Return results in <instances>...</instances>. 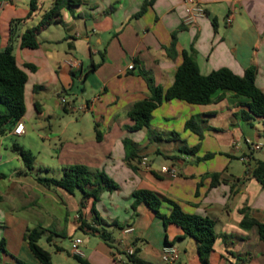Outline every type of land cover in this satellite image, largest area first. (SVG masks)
<instances>
[{
  "label": "crops",
  "instance_id": "obj_1",
  "mask_svg": "<svg viewBox=\"0 0 264 264\" xmlns=\"http://www.w3.org/2000/svg\"><path fill=\"white\" fill-rule=\"evenodd\" d=\"M149 1L82 0L73 11H62V24L52 23L40 32L39 49H21L19 38L15 42L18 64L37 67L36 71L25 69L27 109L32 107L38 118L53 120L87 106L82 113L93 115L102 134V140H96L91 148L63 142L61 154L69 151L72 157L68 160L85 162L91 170L103 171L115 182H122L94 202L92 198H77L76 191L69 194L45 187L36 179L30 181L24 170L16 169L21 179L11 189L12 210L32 211L19 227L17 255L24 254L26 264H41L24 239L28 228L43 229L40 242L45 239L48 248L41 246L51 254L53 264H80L71 249L75 238L82 239L83 258L90 264H130L126 256L129 248L143 261L165 264L162 250L167 244L178 250L177 264H202L193 237H183L182 229L174 224L165 225L145 203L133 209L137 190L151 191L162 215L170 214L174 202L186 213L214 220L216 243L209 264H264V241L258 227H241L245 217L242 209L264 224V184L252 174L257 163L264 162V117L247 118L249 100L219 91L215 97L223 94L221 101L203 106L177 99L164 101L151 121V129L160 139H150L147 129H129L133 105L151 96L139 70L150 72L156 85L167 90L185 51L194 53L203 75L229 68L242 76L248 68L256 67V83L264 91V0H197L205 16L192 26L183 24L187 0ZM0 2L5 3L0 11L2 51L9 43L11 22L27 17L30 0ZM52 2L44 0L43 9L34 18L16 25L15 35L36 26ZM168 49H173L172 55ZM71 60L80 66L72 68L67 63ZM131 65L135 67L130 69ZM93 66L95 70L86 76ZM60 86L68 97L58 90ZM63 97L68 104L61 103ZM194 116L204 122L201 141L185 126ZM25 119L26 114L24 123ZM172 134L178 137L171 138ZM126 139L133 142L138 159L126 160ZM250 142L263 148L254 150ZM198 144L195 153L182 151ZM213 174H220L214 187ZM2 178H6L3 173ZM19 197H23L22 205L15 203ZM94 209L108 225L96 221ZM54 218L57 228H52ZM128 227L134 231L125 232ZM66 239L68 245L61 241ZM7 252L1 255L0 264L23 262L12 251Z\"/></svg>",
  "mask_w": 264,
  "mask_h": 264
},
{
  "label": "trees",
  "instance_id": "obj_2",
  "mask_svg": "<svg viewBox=\"0 0 264 264\" xmlns=\"http://www.w3.org/2000/svg\"><path fill=\"white\" fill-rule=\"evenodd\" d=\"M154 0H150L151 4ZM82 4V0H53L51 6L44 10L39 23L28 28L20 36L15 35L14 28L16 25L25 23L32 19L44 7V0H30V12L24 19H16L11 22L10 39L7 47L0 51V138L9 135L19 121L26 114V84L28 82V73L25 69L36 71L37 67L33 64L26 63L23 68L18 64L14 54L15 42L19 38V46L21 49L36 50L40 47L38 35L40 32L52 23L62 24V11L64 9L73 11V8ZM143 8L142 12L145 11ZM173 49H168V53L172 55ZM135 66H133L134 68ZM96 66L86 71V76L95 70ZM138 74L143 77L151 91L148 99L135 103L129 112V118L133 125L129 127L131 131L148 130L149 138L158 140L161 138L151 129V121L153 112L164 102L171 100H181L193 105H208L219 102L223 99V94L232 92L236 98L249 100L247 106L250 114L247 118L264 117V91L256 83L257 68L250 67L245 74L240 76L229 68H221L211 72L209 75H203L200 67L195 59L194 53L185 51L183 53V62L178 67L175 74L173 84L164 90L162 86L156 85L152 74L145 70H139ZM37 89V87H36ZM222 91L223 94L215 97V94ZM35 108L39 111V104L35 102ZM199 116L189 119L185 126L186 129L192 131L199 136L200 141L204 138V125ZM96 140H102V134L95 125ZM171 138H177L178 134H172ZM126 151V160L138 159L137 150L134 148L131 140H124ZM200 148V144L192 149L184 147L182 151L195 153ZM16 151L24 163L26 174H30L33 170L34 155L31 151L25 150L18 144L14 145ZM254 177L264 184V162H258L252 171ZM220 174L212 175V187L218 183ZM36 181L45 187L60 188L69 194H74L79 190L82 192L84 199L92 198L94 202L98 201L100 195L104 191H113L118 188L116 182L111 179L105 172L100 170H91L85 165H74L67 168L64 175L60 179L49 177H36ZM135 201L132 205L136 209L139 204L145 203L152 209L163 221L165 225L174 224L183 231V237H193L198 243V253L202 264H209L210 255L214 251L216 243V234L214 230V220L209 217H203L197 214H189L182 208L172 203V210L169 215H162L158 209V203L154 194L148 190H137L133 193ZM0 192V203L3 201ZM96 221L102 225H108L97 213ZM245 214L241 222V227L251 229L258 227L260 239L264 241V224L256 219L247 216V209H242ZM44 231L42 228H28L24 239L34 256L41 264H53L51 254L46 251L40 244ZM102 236L107 239V235L103 232ZM8 253L6 250V242L3 239L0 242V257L2 254ZM80 264H90L83 257L75 256ZM130 264H152L141 260L136 254L129 256ZM20 264H26L19 262Z\"/></svg>",
  "mask_w": 264,
  "mask_h": 264
},
{
  "label": "rangeland",
  "instance_id": "obj_3",
  "mask_svg": "<svg viewBox=\"0 0 264 264\" xmlns=\"http://www.w3.org/2000/svg\"><path fill=\"white\" fill-rule=\"evenodd\" d=\"M58 90L68 97L66 90L61 86ZM30 94L31 91H28V98ZM48 96L50 95L48 94ZM0 109H2L1 105ZM71 120L72 123L69 124V126L68 122ZM25 125L26 131L24 135L17 136L9 134L0 138V174L3 173L6 175V178L0 179V191L5 198L0 204V242L4 239L5 242L8 243L6 245V250L12 251L15 256L26 263V256L24 254L20 257L17 255L20 251L18 245L19 227L20 224H23V219L32 215V211L20 209L18 212L14 213L12 210L14 203H11L13 194L11 189H15V182L21 179V177L15 173V170H25L22 158L14 151V145L18 144L23 149L31 151L34 155L33 170L28 174V179L30 181L32 178L35 179L36 177L60 179L64 175L65 170L70 166L85 165V162L84 164L83 162L78 164L75 162L77 160H68L72 157L69 151L68 153L61 154L63 142H78L83 144L86 148H91L93 143L95 144L96 142V134L93 115L89 112H75L72 114L62 113L59 118L56 117L53 120H45L44 118H38L36 111L29 106L26 110ZM67 125L69 126L68 131H66ZM116 184L122 185V182L116 181ZM30 188L26 191L28 194L32 189ZM75 194L77 198L81 199L83 197L82 192L79 190H77ZM56 198L58 199L57 196ZM23 202V197H19L15 201L17 205H22ZM61 204L64 205L63 203ZM72 215L74 214L72 213ZM53 221L52 228H57L55 224L57 219L54 218ZM61 241L65 245L69 244L68 239ZM40 245L48 248L45 239L40 242Z\"/></svg>",
  "mask_w": 264,
  "mask_h": 264
},
{
  "label": "built area",
  "instance_id": "obj_4",
  "mask_svg": "<svg viewBox=\"0 0 264 264\" xmlns=\"http://www.w3.org/2000/svg\"><path fill=\"white\" fill-rule=\"evenodd\" d=\"M5 3L0 2V11L4 8ZM205 16V9L204 7L197 1V0H187L186 6H185V15L183 19V24L185 26H192L195 24L196 20L200 17ZM72 68H76L80 66V63L77 60H71L67 62ZM130 69H133V65L129 66ZM62 104H68V101L66 98H61ZM79 111L84 112L87 110V106L81 105L78 108ZM25 131V123L21 120L18 122L14 130L12 131L14 135L20 136ZM254 150H260L263 148L262 144H255L251 143ZM245 160V158H243ZM146 164V163H145ZM164 171H168L167 167H163ZM134 231L133 227H128L125 232H132ZM83 241L81 238H75L72 240L71 249L72 254L77 257H84V252L80 248ZM135 254V250L133 248H129L126 252V256H132ZM119 260H121V256L118 257ZM180 255L178 250L175 248V246L171 244H167L163 250H162V261L165 264H177L179 262Z\"/></svg>",
  "mask_w": 264,
  "mask_h": 264
}]
</instances>
